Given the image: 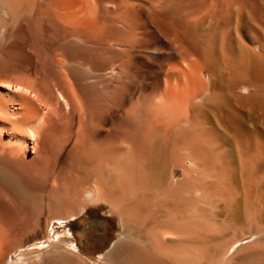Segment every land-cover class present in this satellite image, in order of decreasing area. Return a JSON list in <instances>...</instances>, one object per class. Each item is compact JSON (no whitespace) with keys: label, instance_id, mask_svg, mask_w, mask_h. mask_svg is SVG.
I'll return each mask as SVG.
<instances>
[{"label":"bare ground","instance_id":"obj_1","mask_svg":"<svg viewBox=\"0 0 264 264\" xmlns=\"http://www.w3.org/2000/svg\"><path fill=\"white\" fill-rule=\"evenodd\" d=\"M0 86V264H264V0H0Z\"/></svg>","mask_w":264,"mask_h":264},{"label":"rangeland","instance_id":"obj_2","mask_svg":"<svg viewBox=\"0 0 264 264\" xmlns=\"http://www.w3.org/2000/svg\"><path fill=\"white\" fill-rule=\"evenodd\" d=\"M8 90L6 86H0V94L8 96ZM7 93V94H6ZM6 138H9L6 136ZM96 207V206H95ZM85 215V216H84ZM84 218L77 220L79 223L71 222L67 225H53V229L50 232L52 239L56 238L58 235L73 233L78 239V244L85 251L86 255L97 260L99 255L106 253L112 243L117 240L122 234V225L119 215L115 213L110 206L100 205L96 209L86 210L83 214ZM76 221V220H73ZM84 221V222H83ZM93 227L98 229L96 238V247L94 249L87 248V243L81 237L85 235L86 230H90ZM86 229V230H85ZM71 239V238H70ZM21 256H15L14 261H16Z\"/></svg>","mask_w":264,"mask_h":264},{"label":"crops","instance_id":"obj_3","mask_svg":"<svg viewBox=\"0 0 264 264\" xmlns=\"http://www.w3.org/2000/svg\"><path fill=\"white\" fill-rule=\"evenodd\" d=\"M72 222H76L77 224L79 223L77 220L76 221H72ZM75 236V235H74ZM81 237L85 240V243H87V248H89L90 250L91 249H94L95 247H96V245H97V243H96V238L97 237H95V238H93V239H90L89 240V238H87V237H85V235L83 236V235H81ZM74 240H76L75 242H76V244H77V247L80 249V250H82V248L79 246V244H78V239L76 238V236H75V239ZM95 245V246H94ZM92 247H94V248H92Z\"/></svg>","mask_w":264,"mask_h":264},{"label":"flooded vegetation","instance_id":"obj_4","mask_svg":"<svg viewBox=\"0 0 264 264\" xmlns=\"http://www.w3.org/2000/svg\"><path fill=\"white\" fill-rule=\"evenodd\" d=\"M80 224V223H79ZM86 230V229H85ZM99 230L98 229H96L95 227H93L92 229H90V230H86L85 231V234L87 235V238H89V240L90 239H93V238H95L96 236H97V232H98ZM89 232V234H87ZM71 234H73V233H71ZM74 235V234H73ZM89 235H91V236H89ZM86 237V236H85ZM95 246V245H94ZM92 248H94V247H92ZM82 252L86 255V253H85V251L84 250H82Z\"/></svg>","mask_w":264,"mask_h":264}]
</instances>
